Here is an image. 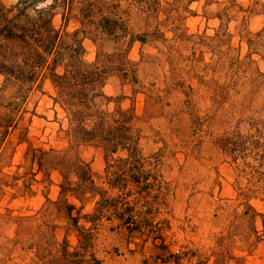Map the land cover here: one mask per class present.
I'll return each mask as SVG.
<instances>
[{
	"label": "rangeland",
	"instance_id": "obj_1",
	"mask_svg": "<svg viewBox=\"0 0 264 264\" xmlns=\"http://www.w3.org/2000/svg\"><path fill=\"white\" fill-rule=\"evenodd\" d=\"M20 1L0 3L10 10ZM86 2L117 21L113 36H79L83 61L127 58L125 73L108 76L100 105L133 115L152 191L138 195L129 184L131 194L121 195L108 166L125 154L72 141L48 75L25 100L0 75V264L92 256L102 264H264V0ZM82 9L56 12L66 44L83 30ZM225 140L239 160L224 152ZM77 161L90 168L94 191H78ZM105 200L119 210L131 203L134 221H99Z\"/></svg>",
	"mask_w": 264,
	"mask_h": 264
},
{
	"label": "trees",
	"instance_id": "obj_2",
	"mask_svg": "<svg viewBox=\"0 0 264 264\" xmlns=\"http://www.w3.org/2000/svg\"><path fill=\"white\" fill-rule=\"evenodd\" d=\"M76 3L82 6L81 13L85 15L81 24L83 30L70 38L71 44H66V37L54 27L53 21L57 10L63 9L69 13ZM29 10H32V14H28ZM96 11L86 0H21L10 10L0 3V75L9 77V82L16 85L17 94L24 100L48 75L56 91L54 104L60 107L69 121L72 141L100 146L111 157L125 154L124 159L116 161V167L108 166L109 177L114 183L124 184L126 190H121V195L131 194L129 184L137 187L138 195H150L152 186L141 170L139 137L133 128V115L121 110L108 113L100 105L101 101L106 100L103 90L108 76L125 73L123 68L128 65L127 58L123 54L100 53L92 64L83 61L85 50L83 42L79 40L81 34L94 35L97 40L99 34L109 37L118 31L117 21ZM61 67L63 72L58 74L56 71ZM224 143V152L233 161L239 160V150L229 148L232 144L226 140ZM74 168L81 171L76 174L78 191H94L95 182L90 168L80 161L75 163ZM78 191L73 190V193ZM103 201L95 211L99 214V221L118 220L125 224L134 221L135 207L131 203L125 206V210H119V205L106 207L109 201L114 200ZM102 203L105 205L102 206ZM74 210L75 206L68 204L67 215L78 227V220L72 217ZM125 212L131 214L130 218H125ZM61 255L69 254L63 250ZM73 256L81 258L83 254L79 250ZM91 259L86 264H102L95 256ZM77 261L76 264H85L84 260Z\"/></svg>",
	"mask_w": 264,
	"mask_h": 264
}]
</instances>
